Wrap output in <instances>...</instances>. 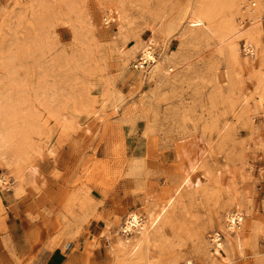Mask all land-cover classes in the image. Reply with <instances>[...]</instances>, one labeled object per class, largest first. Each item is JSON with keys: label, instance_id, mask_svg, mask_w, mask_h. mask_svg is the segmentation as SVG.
<instances>
[{"label": "rangeland", "instance_id": "obj_1", "mask_svg": "<svg viewBox=\"0 0 264 264\" xmlns=\"http://www.w3.org/2000/svg\"><path fill=\"white\" fill-rule=\"evenodd\" d=\"M54 251L264 264V0H0V264Z\"/></svg>", "mask_w": 264, "mask_h": 264}, {"label": "bare ground", "instance_id": "obj_2", "mask_svg": "<svg viewBox=\"0 0 264 264\" xmlns=\"http://www.w3.org/2000/svg\"><path fill=\"white\" fill-rule=\"evenodd\" d=\"M139 55H140V58H139L140 62L138 65L141 67L145 64L152 63L155 61L154 49L150 45L145 46L141 50ZM164 210L165 209H162L160 213H163ZM160 213H159V215H160ZM159 215H157L155 218H153V220L151 221V223L148 226L147 224H145V222H143L144 216L140 215L139 213L131 212L128 214V216L123 221V223L121 225V231L124 234H129L134 230H140V233L145 234L148 232V230L151 227L156 225L157 220L159 219ZM226 218L228 220V226L230 228L234 224L239 225V223L242 221L240 214L235 213V212L234 213H228L226 215ZM218 237L219 236L217 234H215L213 236V240L217 243V245L221 246ZM184 264H191V263L189 261H186Z\"/></svg>", "mask_w": 264, "mask_h": 264}, {"label": "crops", "instance_id": "obj_3", "mask_svg": "<svg viewBox=\"0 0 264 264\" xmlns=\"http://www.w3.org/2000/svg\"><path fill=\"white\" fill-rule=\"evenodd\" d=\"M92 226V227H91ZM98 227V223L91 221L90 222V229H96ZM62 260L61 256H60V252L59 254L56 253L55 251L52 252L48 258H47V263L48 264H60L59 262Z\"/></svg>", "mask_w": 264, "mask_h": 264}, {"label": "built area", "instance_id": "obj_4", "mask_svg": "<svg viewBox=\"0 0 264 264\" xmlns=\"http://www.w3.org/2000/svg\"><path fill=\"white\" fill-rule=\"evenodd\" d=\"M134 67H136V68H137V64H134Z\"/></svg>", "mask_w": 264, "mask_h": 264}]
</instances>
